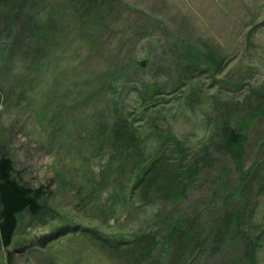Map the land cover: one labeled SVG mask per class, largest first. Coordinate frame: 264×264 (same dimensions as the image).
<instances>
[{
	"label": "rangeland",
	"instance_id": "rangeland-1",
	"mask_svg": "<svg viewBox=\"0 0 264 264\" xmlns=\"http://www.w3.org/2000/svg\"><path fill=\"white\" fill-rule=\"evenodd\" d=\"M88 1L22 0L15 25L0 0V158L45 190L0 264H264V115L242 169L218 143L222 118L264 109V0ZM119 114L147 156L177 162V139L188 164L212 145L184 205L130 195L96 143Z\"/></svg>",
	"mask_w": 264,
	"mask_h": 264
},
{
	"label": "trees",
	"instance_id": "trees-1",
	"mask_svg": "<svg viewBox=\"0 0 264 264\" xmlns=\"http://www.w3.org/2000/svg\"><path fill=\"white\" fill-rule=\"evenodd\" d=\"M22 0H1V3L6 6H11L13 22L16 25L17 20L21 15V3ZM88 4H92V0L88 1ZM112 75V74H110ZM104 85H112L111 78L106 79ZM96 88V87H95ZM98 89H94L92 92H96ZM160 93V89L154 87L148 91L146 89L144 94H141L139 98L142 102H147V95L150 93ZM116 97V96H115ZM116 108L119 109L118 102L115 101ZM151 103V102H150ZM149 106H152L149 104ZM262 105L258 106L252 111V113L246 115H239L233 113L226 118H222L219 128L221 130L220 146L225 149V155L229 156L232 163L243 168V150L247 141L248 133L252 130L254 123L257 119L262 118L264 115V109ZM109 112H111L109 110ZM106 127L102 132H98L96 143L99 144L98 148L102 149L106 146L119 158L117 170L123 176H127V182L130 185L128 188L131 194L138 193L141 201L148 203L152 195L158 196L162 203H170L172 206L184 205L188 198L189 189L199 179V173L203 167L208 165L210 160V153L208 149L212 146H207L201 154L198 153V157H195L188 164H183L184 157L186 156L185 147H180V141L175 140L177 143L176 151L181 155V159L177 162L168 163L166 155L164 153H153L150 156L143 151V145L139 135L140 127L130 122L128 119L118 116H110L106 120ZM174 138V137H173ZM100 141V143L98 142ZM215 142H213L214 144ZM217 143V142H216ZM226 162V158L223 163ZM14 166L13 161L8 156H2L0 158V240L4 248H8L13 241V238L19 227V217L28 212L32 216H38L43 212V204L41 199L45 194L43 187L31 188L21 184L13 176ZM256 172V170H255ZM249 174V172H247ZM128 177L130 179L128 180ZM247 174L245 176L246 180ZM248 180V179H247ZM130 182V183H129ZM244 183L237 185V188L243 190ZM236 188V189H237ZM242 193L239 192V195ZM227 204V201H224ZM181 207V206H177ZM184 216L173 218L171 225L176 231H180L181 228H185L190 223L189 220H185ZM239 220L235 219L232 224H238ZM232 227V226H231ZM175 232L171 234L170 242L167 244V250L170 249L172 238L175 236ZM138 241L141 247L151 248L144 245V242L149 240L144 237ZM138 239L127 241L129 245L136 242ZM140 240V239H139ZM148 244V243H147Z\"/></svg>",
	"mask_w": 264,
	"mask_h": 264
}]
</instances>
